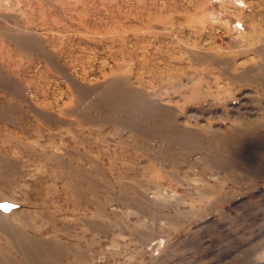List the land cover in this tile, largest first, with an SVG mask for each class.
<instances>
[{
	"label": "rangeland",
	"instance_id": "1",
	"mask_svg": "<svg viewBox=\"0 0 264 264\" xmlns=\"http://www.w3.org/2000/svg\"><path fill=\"white\" fill-rule=\"evenodd\" d=\"M263 118L264 0H0V264H264Z\"/></svg>",
	"mask_w": 264,
	"mask_h": 264
},
{
	"label": "bare ground",
	"instance_id": "2",
	"mask_svg": "<svg viewBox=\"0 0 264 264\" xmlns=\"http://www.w3.org/2000/svg\"><path fill=\"white\" fill-rule=\"evenodd\" d=\"M195 88H197V87H195ZM197 92H198V90H196ZM193 100V99H192ZM264 119V118H263ZM260 120V119H259ZM242 123V122H241ZM243 124V123H242ZM244 125V127H245V129H248V128H251V126L250 125H248V124H243ZM231 130L234 132V133H236V132H239L240 130H239V128L237 127V126H233L232 128H231ZM208 133H210V131H209V129L208 128H206V127H202L201 129H199V130H196V134L195 133H193L192 134V140H194V137L196 138V136L198 135V136H202V135H206V134H208ZM160 134V133H159ZM170 134H172V136H174V137H177V138H183L184 139V134H175V133H173V132H171ZM210 134H212L215 138L216 137H218L219 138V135L218 134H216V133H214V132H211ZM164 135L166 136V137H168L169 136V133L167 132V133H164ZM196 135V136H195ZM135 139H132V144L133 143H135V145L137 144V142L136 141H134ZM142 147V149H144V147L143 146H141ZM55 163H56V160L54 159V160H52V161H49V164H50V169H49V172H48V176H49V178H50V181H49V185L50 186H52V188H54L55 186V182L53 181L56 177H58V178H62V184H61V189H62V191L63 192H65V193H67L66 195L68 196H71V195H73V197H74V200H75V198L77 199H82V200H85V201H87L88 200V198L91 196V197H94V198H96V196H97V190L98 189H96L95 187V184L93 185V184H91L90 183V181H88L87 179H86V177L82 174V173H79L78 172V169H76L75 167V169L74 170H72L70 167H68V166H65V165H62L61 164V162H60V164L57 162V164L55 165ZM73 163V162H72ZM71 165V164H70ZM58 169V170H57ZM95 169V168H94ZM95 170H97L98 171V169H95ZM48 176H47V178H48ZM144 183H146V179L144 178ZM143 183V184H144ZM95 186V187H94ZM56 188V187H55ZM122 189V188H121ZM59 192V191H58ZM99 192V191H98ZM86 193H88L90 196L89 197H86ZM59 194V193H58ZM47 193H43V194H40V199L42 198V201H41V203H43V201L46 199V197H47ZM65 195V196H66ZM49 196V195H48ZM72 197V196H71ZM54 198V197H53ZM65 198V197H64ZM68 198V197H67ZM70 198V197H69ZM60 199V198H59ZM61 199H62V197H61ZM47 200V199H46ZM45 200V201H46ZM53 200V199H52ZM65 200H66V198H65ZM96 200H98V199H96ZM95 200V201H96ZM100 200V199H99ZM49 201V200H48ZM51 202H54V201H51ZM89 202H91V201H89ZM48 203V202H47ZM68 203H70V201L68 202ZM44 204V203H43ZM56 204V203H55ZM41 205V204H40ZM46 205V204H45ZM61 205V204H60ZM63 205H65L64 204V202H63ZM71 205V204H70ZM72 205H74L73 203H72ZM42 206V205H41ZM49 206V205H48ZM51 206V205H50ZM56 206H57V204H56ZM55 206V207H56ZM66 206V205H65ZM54 207V208H55ZM53 208V210H55V211H53V212H55L56 213V210H58L59 209V207L57 208V209H54ZM60 208H63V207H60ZM67 209H69L68 208V206L66 207ZM52 209V208H51ZM71 209V208H70ZM64 210V209H63ZM74 210V209H73ZM62 211V210H61ZM58 212H60V209L58 210ZM57 212V213H58ZM64 212H65V210H64ZM95 224V223H94ZM81 238V237H80ZM80 238H78V241L80 242ZM81 243V242H80ZM82 244H83V242H82ZM81 244V245H82ZM83 248V247H82ZM83 257V256H82Z\"/></svg>",
	"mask_w": 264,
	"mask_h": 264
}]
</instances>
